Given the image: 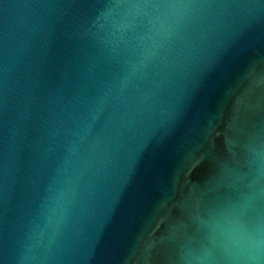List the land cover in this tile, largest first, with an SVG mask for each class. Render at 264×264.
Segmentation results:
<instances>
[{"label":"water","instance_id":"95a60500","mask_svg":"<svg viewBox=\"0 0 264 264\" xmlns=\"http://www.w3.org/2000/svg\"><path fill=\"white\" fill-rule=\"evenodd\" d=\"M0 264H264V0H0Z\"/></svg>","mask_w":264,"mask_h":264}]
</instances>
